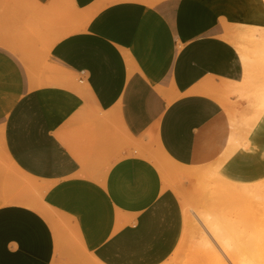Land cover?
Returning <instances> with one entry per match:
<instances>
[{
  "label": "crops",
  "instance_id": "obj_1",
  "mask_svg": "<svg viewBox=\"0 0 264 264\" xmlns=\"http://www.w3.org/2000/svg\"><path fill=\"white\" fill-rule=\"evenodd\" d=\"M261 1L0 0V264L172 255L184 214L152 147L190 167L227 153L231 117L206 87L243 81L223 25ZM219 173L264 180V114Z\"/></svg>",
  "mask_w": 264,
  "mask_h": 264
},
{
  "label": "bare ground",
  "instance_id": "obj_2",
  "mask_svg": "<svg viewBox=\"0 0 264 264\" xmlns=\"http://www.w3.org/2000/svg\"><path fill=\"white\" fill-rule=\"evenodd\" d=\"M92 14V12L88 13L87 20ZM259 27L258 24H255L253 30L248 34L249 45L244 43L240 35H229L231 42L238 46V52L245 67V80L222 82L221 84L212 83L206 87V91L217 97L224 105L230 114L233 125L230 147L227 153L217 161L219 165L184 166L172 160L159 145H156L155 151L160 158L158 159L153 151L150 155L164 176L169 172L170 169L168 168L177 167L178 169L174 170V175L180 181H194L198 185V190L210 198V205L213 201V209L210 214L197 215V221L203 227V231L199 230L195 224L192 226L187 214L188 211L186 212L185 235L188 230L193 229L191 232L197 234L199 240L198 242L193 241L192 254L186 262H182L183 264H264V225L260 221L256 224L257 220L255 223L243 224L239 213L236 211V206L233 205L234 199L238 195L249 201L264 199V190L261 192L256 184L233 182V180L226 179L219 173L223 161L226 160L239 140L240 126L248 125V123L250 126L254 125L264 112V35L261 34ZM239 92L246 95L249 101L248 109L240 113L241 121L232 105V95ZM170 185L181 197L182 189L178 183ZM218 199L220 200L218 201ZM26 203L48 218L59 242L61 235L62 241H67L63 236L64 232L70 231V227L65 223L63 217L56 214L40 200H29ZM218 206L219 209L222 208L219 210ZM67 242L72 243L71 240ZM180 247L181 245L177 246L172 255L162 264H166L171 257L175 256ZM73 263L102 264L93 256H89V259L79 258Z\"/></svg>",
  "mask_w": 264,
  "mask_h": 264
},
{
  "label": "rangeland",
  "instance_id": "obj_3",
  "mask_svg": "<svg viewBox=\"0 0 264 264\" xmlns=\"http://www.w3.org/2000/svg\"><path fill=\"white\" fill-rule=\"evenodd\" d=\"M255 24H258V26H260L259 30L261 31V34L264 35V28H262V27H264V0H262L261 3H259L257 5V7H254L253 9H251L250 11L246 12L245 14L237 17L236 19L225 23L223 25V32H225V37H226V39H228V41L231 42V40L229 39V35H235L236 34V35H240L242 37V40H244V43H246V45H249L250 39L248 38V34L250 33L251 30H253ZM39 43L44 44V42H42V41H40ZM231 43L238 50L237 44L234 42H231ZM31 53H30V55H33V57H31V58H33V60H34L35 59L34 56H36L37 53H35V52L32 54ZM244 80H245V76H244L243 81ZM239 93H234L232 95V97H233L232 105L235 108L236 113H237V115H239V119H240L241 118L240 113H242L248 109L249 101H248V97L246 95H242L241 92H239ZM234 96L237 97L236 100H234ZM263 114H264V112H263ZM259 119H257L255 121L254 125L257 123V121ZM240 121H241V119H240ZM254 125L250 126L248 123V125L240 126V128H239V140L236 143L233 150L230 152V154H232L233 151L239 146L240 139L245 138L246 135L250 132V130L254 127ZM232 127H233V125H232ZM155 149H156L155 147H152V150L154 152V153L153 152L152 153L154 155H156L159 159L160 156L157 154ZM230 154H229V156H230ZM150 160L153 161L155 163V165L158 167L156 161H154L153 158H150ZM218 163L219 162L213 163V164H211V166H217V165H219ZM6 169L8 171H11L10 167L7 165H6ZM158 169H159V167H158ZM168 169H170V170H168L169 172L167 173V175L165 174V176L163 175V173L161 172L160 169H159V171H160V174L162 176L164 185L165 186L167 185V188H170L176 194V196L178 197V199L181 203L183 213H184V226H183L182 236H181V239L179 242V245H181V247L178 249V252L176 253V255L171 257L166 264H183L184 262L187 261L188 257L192 254L191 249L193 248V245H192L193 241L195 240L198 242V240H199L198 235L193 234L191 232L193 229L190 231L188 230L186 232V235H185L184 231L186 229V224H187L186 212L188 211L187 214H188V217L191 221L192 226H193V224H195L199 230L203 231V227L200 225L199 221H197V218H198L197 215L200 216L201 214L202 215L210 214L211 210L213 209L212 208V202L213 201H211V205H210V198L198 190V185L194 181L193 182L184 181V180L180 181L176 177V175H174L175 174L174 170L178 169L177 167H170ZM175 183H178V185L182 189L181 190V197L177 194V192L173 189V187H171V185L169 186V184H175ZM253 184H256L260 188L259 190L261 192L264 190V180L261 182H257V183H251L250 185H253ZM28 193L33 194L36 197L38 195H40L39 193L32 192V191H29ZM219 200L220 199H218V201ZM234 200H235V202L233 203V205L236 206V211L239 213L243 224L244 223L245 224H248V223L251 224V222L255 223V220H257L258 222H256V224L259 223V221H260V223L262 225H264V199H257V200L249 201V200L244 199L242 196L238 195ZM218 209H219V206H218ZM244 230H245V228H244ZM82 258L89 259V256L84 255Z\"/></svg>",
  "mask_w": 264,
  "mask_h": 264
}]
</instances>
